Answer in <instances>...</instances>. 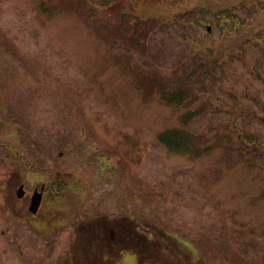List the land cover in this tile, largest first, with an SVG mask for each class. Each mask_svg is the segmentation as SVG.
<instances>
[{"label": "rangeland", "instance_id": "1", "mask_svg": "<svg viewBox=\"0 0 264 264\" xmlns=\"http://www.w3.org/2000/svg\"><path fill=\"white\" fill-rule=\"evenodd\" d=\"M263 44L264 0H0V264H102L122 215L145 264H264ZM27 163L67 184L33 226Z\"/></svg>", "mask_w": 264, "mask_h": 264}, {"label": "flooded vegetation", "instance_id": "2", "mask_svg": "<svg viewBox=\"0 0 264 264\" xmlns=\"http://www.w3.org/2000/svg\"><path fill=\"white\" fill-rule=\"evenodd\" d=\"M254 4H256V2H254ZM262 52L264 56V44L262 46ZM261 117L264 119V115ZM242 141L249 146L254 144L256 147H262V149L264 148V142L262 141L259 143L257 139L252 136H245ZM244 153L246 154L249 152L245 151ZM260 154L264 155V152L258 153L257 155ZM253 156H255V154L252 155V160H255L254 162H264V156L263 158L258 157V160ZM247 163L249 164L250 162ZM27 164L28 166L25 171L27 173L31 172L29 175H32L33 177H31L34 179L29 182V185L22 181L19 176L15 175V169H17L16 165L12 168L10 176L13 179L14 184L13 200L18 203V206H22L21 208L23 211L28 214L26 222L33 226V223H39L38 215H40L41 218L43 217L46 219V217L42 215V210L45 204L62 202V198H64L63 189L67 184L64 182V178H62V173L58 170L51 172V178H45V170L42 168L36 170L33 166H31V164ZM46 171L48 170L46 169ZM34 196H38L39 206L35 212H32L30 205ZM61 204L63 205V203ZM15 209H18V207L15 206ZM126 218V215H122L118 224H113L111 220L107 221L109 218H105L101 230L99 229L97 232L96 230L94 231L92 239L96 244L95 253L100 255L99 259L102 261V264H132L133 262L134 264L146 263L147 257L141 254V248L137 243L139 241L140 229L128 227L124 221ZM45 225L46 220L42 222V228H44ZM120 256L123 257L122 260H119Z\"/></svg>", "mask_w": 264, "mask_h": 264}, {"label": "trees", "instance_id": "3", "mask_svg": "<svg viewBox=\"0 0 264 264\" xmlns=\"http://www.w3.org/2000/svg\"><path fill=\"white\" fill-rule=\"evenodd\" d=\"M170 101H175V98H171ZM160 143H162L167 149L173 152H187L192 151L191 141L187 134H184L179 129H169L162 131L157 136Z\"/></svg>", "mask_w": 264, "mask_h": 264}, {"label": "water", "instance_id": "4", "mask_svg": "<svg viewBox=\"0 0 264 264\" xmlns=\"http://www.w3.org/2000/svg\"><path fill=\"white\" fill-rule=\"evenodd\" d=\"M209 30V28H208ZM39 206V198L38 196H34L31 201L30 209L32 212H35L37 207Z\"/></svg>", "mask_w": 264, "mask_h": 264}]
</instances>
